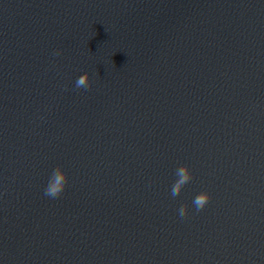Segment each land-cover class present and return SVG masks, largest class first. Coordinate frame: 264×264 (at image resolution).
I'll list each match as a JSON object with an SVG mask.
<instances>
[{"label":"water","instance_id":"water-1","mask_svg":"<svg viewBox=\"0 0 264 264\" xmlns=\"http://www.w3.org/2000/svg\"><path fill=\"white\" fill-rule=\"evenodd\" d=\"M0 264H264V0H0Z\"/></svg>","mask_w":264,"mask_h":264},{"label":"clouds","instance_id":"clouds-1","mask_svg":"<svg viewBox=\"0 0 264 264\" xmlns=\"http://www.w3.org/2000/svg\"><path fill=\"white\" fill-rule=\"evenodd\" d=\"M91 82V75L87 72L79 76L75 81V86L78 88L86 87ZM180 174L182 179L176 185L173 193L175 194L181 186L192 178V171L188 166H184L180 169ZM53 178L48 180L44 189V194L46 196L55 198L62 194L67 186L68 175L62 166H57L53 171ZM211 199V194L207 191H201L193 200L192 205L196 211L203 209ZM178 215L180 217H185L189 214L188 205H182L177 209Z\"/></svg>","mask_w":264,"mask_h":264}]
</instances>
